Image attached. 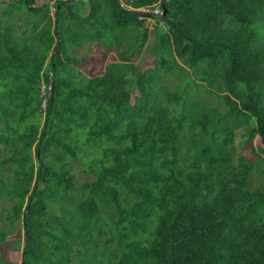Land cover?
I'll return each mask as SVG.
<instances>
[{"label": "trees", "instance_id": "trees-1", "mask_svg": "<svg viewBox=\"0 0 264 264\" xmlns=\"http://www.w3.org/2000/svg\"><path fill=\"white\" fill-rule=\"evenodd\" d=\"M48 1L0 0V264H264V0Z\"/></svg>", "mask_w": 264, "mask_h": 264}, {"label": "rangeland", "instance_id": "rangeland-1", "mask_svg": "<svg viewBox=\"0 0 264 264\" xmlns=\"http://www.w3.org/2000/svg\"><path fill=\"white\" fill-rule=\"evenodd\" d=\"M41 2H49L48 0H39ZM50 3V2H49ZM78 3V2H77ZM81 3V2H80ZM50 5V4H49ZM154 7V6H152ZM51 10V7H50ZM145 26L147 30H151V28L154 26L155 22L153 19L145 17ZM160 27L161 24H159ZM149 40L146 42V45L141 48L137 54L136 57L131 61L133 65L138 66L141 70H146L149 69L153 66V58L150 54L146 52L145 47L150 45L152 43V34L149 33ZM86 47H89V51H83L82 49L77 50V52L74 54L76 56V59H78V62L76 64V68L79 69L85 76H93L98 74L100 71H102L103 66L106 64L107 61H115L114 54H107L105 57L102 56V51L100 46L96 45L95 43H88L86 44ZM42 84V83H41ZM41 123V121H40ZM243 140L241 136V131H237L236 135L234 136V141H233V147L235 148L237 153H244L245 151L242 149V147L239 145V143ZM252 146L256 147L258 145L257 140L254 139L252 141ZM88 146L84 145L81 147L82 150L86 151H92L91 149L87 148ZM95 150V149H94ZM82 155V157H81ZM87 156V155H86ZM91 156H94L92 154ZM78 159L81 161L79 166H81L85 162V157L82 153H79ZM15 236L7 237L6 238V243L7 245L3 247L0 251V254L2 255L3 258L7 260H12V261H18L19 259V253H14L12 250V245L11 242L15 239Z\"/></svg>", "mask_w": 264, "mask_h": 264}, {"label": "built area", "instance_id": "built-area-1", "mask_svg": "<svg viewBox=\"0 0 264 264\" xmlns=\"http://www.w3.org/2000/svg\"><path fill=\"white\" fill-rule=\"evenodd\" d=\"M137 11H139L142 14H146L147 16L158 15L160 13V9L158 5H155L154 7H143L138 9ZM51 89L52 87H51L50 79H48L47 83L41 84L39 87L38 98L40 99L39 109H41V111H44L45 109V104L50 98Z\"/></svg>", "mask_w": 264, "mask_h": 264}, {"label": "water", "instance_id": "water-1", "mask_svg": "<svg viewBox=\"0 0 264 264\" xmlns=\"http://www.w3.org/2000/svg\"><path fill=\"white\" fill-rule=\"evenodd\" d=\"M147 17L151 19H165V9L162 0L160 1V13L158 15H148ZM29 198L31 199V195Z\"/></svg>", "mask_w": 264, "mask_h": 264}]
</instances>
